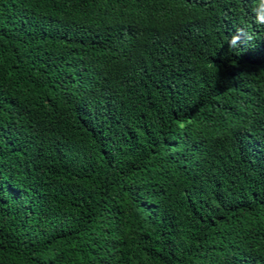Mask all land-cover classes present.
Returning a JSON list of instances; mask_svg holds the SVG:
<instances>
[{"label":"trees","instance_id":"obj_1","mask_svg":"<svg viewBox=\"0 0 264 264\" xmlns=\"http://www.w3.org/2000/svg\"><path fill=\"white\" fill-rule=\"evenodd\" d=\"M257 14L0 0V264H264Z\"/></svg>","mask_w":264,"mask_h":264},{"label":"clouds","instance_id":"obj_2","mask_svg":"<svg viewBox=\"0 0 264 264\" xmlns=\"http://www.w3.org/2000/svg\"><path fill=\"white\" fill-rule=\"evenodd\" d=\"M260 5H264V0H260ZM256 23L258 25H264V16L256 15ZM242 35H245L242 30H240L236 35H234L231 38V41L229 43V47H235L237 44V41L240 39ZM246 39H251L250 36H247ZM192 121L188 120L186 123L178 122V127L180 129H184L186 127V124H191Z\"/></svg>","mask_w":264,"mask_h":264}]
</instances>
